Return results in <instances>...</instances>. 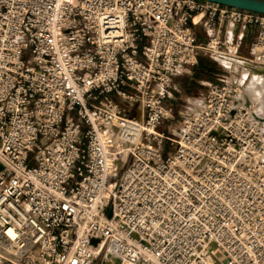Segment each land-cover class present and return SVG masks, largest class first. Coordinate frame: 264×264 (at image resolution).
<instances>
[{
    "label": "built area",
    "instance_id": "built-area-1",
    "mask_svg": "<svg viewBox=\"0 0 264 264\" xmlns=\"http://www.w3.org/2000/svg\"><path fill=\"white\" fill-rule=\"evenodd\" d=\"M199 52L264 68V14L0 0V264H264V129L235 85L158 130Z\"/></svg>",
    "mask_w": 264,
    "mask_h": 264
},
{
    "label": "rangeland",
    "instance_id": "rangeland-1",
    "mask_svg": "<svg viewBox=\"0 0 264 264\" xmlns=\"http://www.w3.org/2000/svg\"><path fill=\"white\" fill-rule=\"evenodd\" d=\"M250 35L254 36V32H250L247 35L239 47L236 53L237 55L241 57L248 55ZM199 39L202 40L203 37H199ZM245 62L242 58H238V60H231V58L221 59V57H216L210 52H199L195 64L190 66L187 71L173 77L166 99V103L172 109V116L169 120L161 122L158 125V130L170 138L175 139L180 125L181 113L186 108L196 107L201 103L209 83H233L237 88L235 100L237 103L244 104L241 107L243 112L251 113L264 129V111L262 110V112L258 109L260 105L258 103H264V68H258L256 66L249 67ZM201 63L202 67H200ZM243 70L246 71L242 75L241 72ZM252 75H263V77L261 76L259 78L261 84L259 88L252 91L261 100L258 103L255 99L249 97L251 92L249 93L248 91L250 85L247 82ZM163 145L166 151H172L174 149V144L172 145L169 140H164Z\"/></svg>",
    "mask_w": 264,
    "mask_h": 264
},
{
    "label": "water",
    "instance_id": "water-1",
    "mask_svg": "<svg viewBox=\"0 0 264 264\" xmlns=\"http://www.w3.org/2000/svg\"><path fill=\"white\" fill-rule=\"evenodd\" d=\"M264 14V0H206Z\"/></svg>",
    "mask_w": 264,
    "mask_h": 264
},
{
    "label": "bare ground",
    "instance_id": "bare-ground-1",
    "mask_svg": "<svg viewBox=\"0 0 264 264\" xmlns=\"http://www.w3.org/2000/svg\"><path fill=\"white\" fill-rule=\"evenodd\" d=\"M222 59V58H221ZM232 60V59H231ZM233 60H238V58H234ZM245 61V60H244ZM243 64V63H242ZM245 64H246V62H245ZM246 71V70H245ZM245 71L243 70L241 73H242V75L245 73ZM261 74V73H260ZM263 77V75H252L251 76V78H250V80L247 82L249 85H250V87L248 88V91H249V93H250V96L249 97H251V98H253V99H255V101L258 103L259 101H261L260 99H259V97L255 94V92H252L253 90H255V89H257V88H259V85H261L260 84V82H259V78L260 77ZM239 80V79H238ZM247 91V92H248ZM236 92H237V88H236ZM254 93V94H253ZM235 95H236V93L234 94V101L236 102V104H237V106L238 107H242V105L244 106V104L243 103H237V101L235 100ZM249 95V94H248ZM258 104H260L258 107V109L259 110H263L264 111V103L263 102H261V103H258ZM262 111V112H263ZM262 112H261V114H262ZM212 259L213 260H215V261H218L219 259H218V257H212ZM0 261H1V258H0ZM103 264H110L109 262H104Z\"/></svg>",
    "mask_w": 264,
    "mask_h": 264
},
{
    "label": "crops",
    "instance_id": "crops-1",
    "mask_svg": "<svg viewBox=\"0 0 264 264\" xmlns=\"http://www.w3.org/2000/svg\"><path fill=\"white\" fill-rule=\"evenodd\" d=\"M251 37H250V42L254 39V36H255V34H254V36L253 35H250ZM230 55H232V54H230Z\"/></svg>",
    "mask_w": 264,
    "mask_h": 264
},
{
    "label": "trees",
    "instance_id": "trees-1",
    "mask_svg": "<svg viewBox=\"0 0 264 264\" xmlns=\"http://www.w3.org/2000/svg\"><path fill=\"white\" fill-rule=\"evenodd\" d=\"M199 62H201L200 60H199ZM200 67H202V63H201V66ZM204 68V67H203Z\"/></svg>",
    "mask_w": 264,
    "mask_h": 264
}]
</instances>
